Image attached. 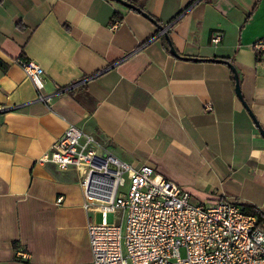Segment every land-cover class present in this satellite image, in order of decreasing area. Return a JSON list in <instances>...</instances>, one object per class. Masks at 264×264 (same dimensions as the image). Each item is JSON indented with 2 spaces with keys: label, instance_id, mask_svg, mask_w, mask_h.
Masks as SVG:
<instances>
[{
  "label": "crops",
  "instance_id": "1",
  "mask_svg": "<svg viewBox=\"0 0 264 264\" xmlns=\"http://www.w3.org/2000/svg\"><path fill=\"white\" fill-rule=\"evenodd\" d=\"M126 1L147 17L113 0H0V264H92L98 215L78 173L42 161L69 125L193 203L264 213V0ZM148 15L181 56L228 59L253 117L226 64L174 57ZM22 59L43 69L45 101Z\"/></svg>",
  "mask_w": 264,
  "mask_h": 264
},
{
  "label": "built area",
  "instance_id": "2",
  "mask_svg": "<svg viewBox=\"0 0 264 264\" xmlns=\"http://www.w3.org/2000/svg\"><path fill=\"white\" fill-rule=\"evenodd\" d=\"M220 39L214 34L211 42ZM253 48L264 58V38ZM20 65L45 101L43 69L30 60ZM42 161L75 170L84 208L99 216L87 224L92 264H264V224L241 205L193 203L174 182L156 179L152 167L121 161L106 142L76 126L65 129ZM17 256L29 253L18 249Z\"/></svg>",
  "mask_w": 264,
  "mask_h": 264
},
{
  "label": "water",
  "instance_id": "3",
  "mask_svg": "<svg viewBox=\"0 0 264 264\" xmlns=\"http://www.w3.org/2000/svg\"><path fill=\"white\" fill-rule=\"evenodd\" d=\"M113 1H116V2L122 4L123 6L129 8V9L141 12L143 15H145L147 17L146 13H143L142 10L139 7L135 6L134 4H132V3L128 2V1H126V0H113ZM157 28L159 30L160 35H163L164 39L166 40V42L168 44V47H169L170 54L173 55L174 57L181 58V59H184V60H190V61H217V62L226 64L229 67V69L231 70L232 75H233L235 94L239 98V100L241 101L243 106L247 109L249 114L252 116V113H251L247 103L242 98V95H241V92H240L239 76H238V73H237V70H236L235 66L231 62L225 61V60H222V59H215V58L214 59H200V58H197V57H184V56H181L175 50V48L172 45V42L169 39V36L167 34L168 27L167 26H162V25H157ZM256 125L258 126L259 131L262 134V136H264V130H262L259 127L258 124H256Z\"/></svg>",
  "mask_w": 264,
  "mask_h": 264
},
{
  "label": "trees",
  "instance_id": "4",
  "mask_svg": "<svg viewBox=\"0 0 264 264\" xmlns=\"http://www.w3.org/2000/svg\"><path fill=\"white\" fill-rule=\"evenodd\" d=\"M148 17H149V15H148ZM149 18L152 21H154L156 25H160L158 23V21L154 20L152 17H149ZM162 45H163L164 49L169 52L168 44L164 38H162ZM222 60L229 61L228 59H222ZM0 66H2L1 62H0ZM241 207H242L244 213H246L248 215L255 216L258 220V224H264V213H262L259 209H257L256 207H254L252 205H249V204H241Z\"/></svg>",
  "mask_w": 264,
  "mask_h": 264
},
{
  "label": "rangeland",
  "instance_id": "5",
  "mask_svg": "<svg viewBox=\"0 0 264 264\" xmlns=\"http://www.w3.org/2000/svg\"><path fill=\"white\" fill-rule=\"evenodd\" d=\"M98 220H99V216H98Z\"/></svg>",
  "mask_w": 264,
  "mask_h": 264
}]
</instances>
